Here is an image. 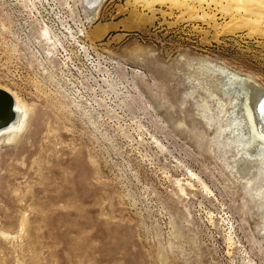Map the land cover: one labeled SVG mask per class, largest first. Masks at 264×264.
I'll list each match as a JSON object with an SVG mask.
<instances>
[{"label": "rangeland", "instance_id": "obj_1", "mask_svg": "<svg viewBox=\"0 0 264 264\" xmlns=\"http://www.w3.org/2000/svg\"><path fill=\"white\" fill-rule=\"evenodd\" d=\"M246 1L0 0V86L29 107L0 140V264H264V159L230 80L264 87Z\"/></svg>", "mask_w": 264, "mask_h": 264}, {"label": "bare ground", "instance_id": "obj_2", "mask_svg": "<svg viewBox=\"0 0 264 264\" xmlns=\"http://www.w3.org/2000/svg\"><path fill=\"white\" fill-rule=\"evenodd\" d=\"M104 1L105 0H85V3L89 7V9L91 11V15L93 18H97L98 12H99L101 5L103 4ZM256 1L258 3H261L264 5V0H255V2ZM242 2H244V0H240V4ZM246 2H248V1H246ZM201 5H202V3H201ZM252 16H253V14H252ZM252 18L253 17L248 16V20H251ZM252 20H254V18ZM230 80L232 83L239 82V83H241V85H244V88H242V96L244 95L243 104H244V107L246 109V117L248 119V123L250 124L249 125L250 126V130H249L250 134L249 135H246V134L239 135L236 139V142L243 144V143H250L253 140L259 141V143L261 145L260 156L262 157V159H264V104H262V102L260 103L261 98L264 96V87L261 86L252 77L244 76L242 74L235 73V72L231 73ZM14 96L16 98V109L18 110V117L10 126L5 127V128L0 130V140L3 137H6L9 140H13V139L18 138L21 130L23 129V127L26 124L28 109H29L28 104L26 102H24L19 96L15 95V94H14ZM240 122H241V120L239 118H236L234 120L235 124H240ZM243 138H244V140H243ZM246 153H247V155L251 154L249 151H246Z\"/></svg>", "mask_w": 264, "mask_h": 264}, {"label": "water", "instance_id": "obj_3", "mask_svg": "<svg viewBox=\"0 0 264 264\" xmlns=\"http://www.w3.org/2000/svg\"><path fill=\"white\" fill-rule=\"evenodd\" d=\"M264 104V96L260 103ZM259 103V104H260ZM18 117L16 98L8 89L0 86V130L10 126Z\"/></svg>", "mask_w": 264, "mask_h": 264}]
</instances>
